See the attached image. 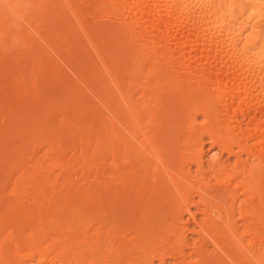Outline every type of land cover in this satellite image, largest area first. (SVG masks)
I'll return each instance as SVG.
<instances>
[{"label": "bare ground", "instance_id": "bare-ground-1", "mask_svg": "<svg viewBox=\"0 0 264 264\" xmlns=\"http://www.w3.org/2000/svg\"><path fill=\"white\" fill-rule=\"evenodd\" d=\"M0 264H264V0H0Z\"/></svg>", "mask_w": 264, "mask_h": 264}, {"label": "rangeland", "instance_id": "rangeland-1", "mask_svg": "<svg viewBox=\"0 0 264 264\" xmlns=\"http://www.w3.org/2000/svg\"><path fill=\"white\" fill-rule=\"evenodd\" d=\"M207 146H208V145H207ZM207 146H206V147H207ZM207 152H208V150H205L206 155H207ZM189 235H190V234H189Z\"/></svg>", "mask_w": 264, "mask_h": 264}]
</instances>
